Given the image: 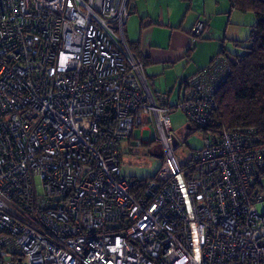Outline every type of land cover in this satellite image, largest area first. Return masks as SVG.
<instances>
[{
    "label": "built area",
    "instance_id": "2783aa9c",
    "mask_svg": "<svg viewBox=\"0 0 264 264\" xmlns=\"http://www.w3.org/2000/svg\"><path fill=\"white\" fill-rule=\"evenodd\" d=\"M131 11V0H0V264H264V146L249 127L211 130L228 59L170 105L128 47ZM206 29L197 20L192 41ZM176 109L208 130L185 163ZM150 123L161 166L128 179L119 150Z\"/></svg>",
    "mask_w": 264,
    "mask_h": 264
},
{
    "label": "rangeland",
    "instance_id": "374dc122",
    "mask_svg": "<svg viewBox=\"0 0 264 264\" xmlns=\"http://www.w3.org/2000/svg\"><path fill=\"white\" fill-rule=\"evenodd\" d=\"M179 1L187 0H172V9L174 5L178 6L177 2ZM191 3L192 8L186 15V23L189 24L197 16H201L199 20L208 22L202 38L192 41L191 35L187 34L188 43L197 46L191 56L193 61L202 62L205 60L207 62L204 65L205 67L221 46L228 48V53L243 54L245 52L246 47L249 46L247 40L250 39L251 27L256 21L255 12L252 8L247 6L242 9L236 7L231 9L229 0H191ZM153 8L151 7V9ZM178 14L177 11H174L173 15ZM203 14H205V17L202 16ZM209 19L214 26L213 29L210 27ZM124 27L126 28V22ZM127 36V39L130 38L128 32ZM235 41H238V43H235ZM145 69L147 68L144 67V71ZM169 116L173 134L178 141L175 155L180 163H185L191 156L192 151L201 145L205 133L196 130L197 128L191 125L185 115L178 109L171 111ZM187 124H190V128L187 127ZM136 139H140L144 144L136 146ZM154 139L152 123L146 125V128L141 132L138 128L133 130V138L129 141L131 145L129 146L127 142H123L122 148L119 150L121 174L123 176L128 179H147L157 173L162 158ZM261 186L264 190V178H262ZM261 206L264 207V203Z\"/></svg>",
    "mask_w": 264,
    "mask_h": 264
},
{
    "label": "crops",
    "instance_id": "0c3cea01",
    "mask_svg": "<svg viewBox=\"0 0 264 264\" xmlns=\"http://www.w3.org/2000/svg\"><path fill=\"white\" fill-rule=\"evenodd\" d=\"M177 3L178 6L174 5L172 9V0H133L132 11L124 27L127 44L134 48L147 68L144 74L150 90L155 96L166 95L170 105H174L185 94V80L207 63L205 60L193 61L191 56L197 46L190 45L187 40L193 23L201 16L187 24L186 15L192 8L191 0ZM174 11L179 14L173 15ZM202 16L205 17V14ZM201 21L208 26L207 21ZM209 24L213 29L210 19ZM222 48L228 49L221 46L217 53L214 52L215 55Z\"/></svg>",
    "mask_w": 264,
    "mask_h": 264
},
{
    "label": "trees",
    "instance_id": "16d2710c",
    "mask_svg": "<svg viewBox=\"0 0 264 264\" xmlns=\"http://www.w3.org/2000/svg\"><path fill=\"white\" fill-rule=\"evenodd\" d=\"M230 2L233 7L239 9L247 6L252 8L256 21L251 27L250 39L247 40L249 46L243 54L227 53L225 48H222L214 56L228 59L230 73L214 94L216 109L211 130L217 132L221 129L249 127L255 131L256 145L264 146V1L230 0ZM199 38H202V35ZM128 47L141 59L130 44ZM196 130L205 134L208 131L201 128Z\"/></svg>",
    "mask_w": 264,
    "mask_h": 264
},
{
    "label": "water",
    "instance_id": "95a60500",
    "mask_svg": "<svg viewBox=\"0 0 264 264\" xmlns=\"http://www.w3.org/2000/svg\"><path fill=\"white\" fill-rule=\"evenodd\" d=\"M187 127L190 128V124H187ZM176 143H177V141H176V139H174V144H176Z\"/></svg>",
    "mask_w": 264,
    "mask_h": 264
},
{
    "label": "flooded vegetation",
    "instance_id": "af4514ba",
    "mask_svg": "<svg viewBox=\"0 0 264 264\" xmlns=\"http://www.w3.org/2000/svg\"><path fill=\"white\" fill-rule=\"evenodd\" d=\"M159 155L161 156L160 151H159Z\"/></svg>",
    "mask_w": 264,
    "mask_h": 264
}]
</instances>
